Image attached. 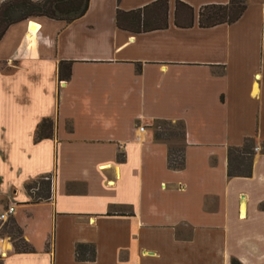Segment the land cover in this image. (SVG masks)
<instances>
[{
	"label": "crops",
	"instance_id": "obj_1",
	"mask_svg": "<svg viewBox=\"0 0 264 264\" xmlns=\"http://www.w3.org/2000/svg\"><path fill=\"white\" fill-rule=\"evenodd\" d=\"M157 1L164 27H117V11ZM228 1L89 0L70 23L6 28L0 214L13 207L30 251L0 237V264H264V0L198 26L203 6ZM59 62H71L68 80ZM44 119L52 137L35 140ZM159 121L184 125L180 170L153 136ZM246 138L250 176L229 177L228 149ZM41 178L49 198L33 202L25 187ZM78 244L93 245L92 261L76 259Z\"/></svg>",
	"mask_w": 264,
	"mask_h": 264
},
{
	"label": "trees",
	"instance_id": "obj_2",
	"mask_svg": "<svg viewBox=\"0 0 264 264\" xmlns=\"http://www.w3.org/2000/svg\"><path fill=\"white\" fill-rule=\"evenodd\" d=\"M89 0H5L0 4V39L6 28L16 22L22 21L29 17H45L53 20L70 23L81 16L87 10ZM181 4L177 3V8ZM187 8V7H186ZM246 8V0H229L226 5H206L198 12L197 23L201 28L214 27L220 24H232L236 22ZM189 11L190 9L187 8ZM166 2L157 1L142 9L133 12L116 13V25L119 28L129 29L131 31H150L164 27L166 25ZM177 24V23H176ZM71 62H59L57 66V78L59 80H68L70 77ZM169 123L167 121H159ZM180 129V138L184 140V125L182 122H175ZM53 134V122L49 119L42 120L37 126L35 132V140L51 138ZM177 133L173 132L171 136ZM156 140L163 142L167 138L161 132L153 134ZM184 147V144H183ZM253 140L246 138L241 147H233L228 149V168L227 175L229 177H248L251 173V162L254 156ZM262 152L264 153V143L262 144ZM233 157V158H232ZM167 165L172 170H180L183 168V148L171 153L167 152ZM47 179V178H46ZM43 180L45 182H41ZM46 186L44 190L36 187L37 184ZM49 179L43 178L26 185L25 190L29 194L33 202L45 200L49 198ZM36 189V192H32ZM7 222V221H6ZM6 222L0 227V231L7 225ZM11 222L17 232L22 246L14 244L13 248L17 252L30 251L29 247L21 238V231L11 219ZM21 247V248H20ZM76 259L79 261H92L94 259L93 245L78 244L75 247ZM231 264H240L236 260H232Z\"/></svg>",
	"mask_w": 264,
	"mask_h": 264
},
{
	"label": "rangeland",
	"instance_id": "obj_3",
	"mask_svg": "<svg viewBox=\"0 0 264 264\" xmlns=\"http://www.w3.org/2000/svg\"><path fill=\"white\" fill-rule=\"evenodd\" d=\"M152 129H153V133L161 132L162 134L165 135V137L167 138L166 143H167L168 149H170L171 153H174L178 149L183 148V141L180 138V129L175 123L169 124V123H163V122H155L152 125ZM173 132H175L177 134L175 136H171V134ZM254 147H255V145L253 144V148L251 150L255 154L256 149ZM258 150L262 152V145H261V148ZM40 181L45 182L43 180H40ZM36 187H38V188L40 187V189H42V190H44L46 188V186H44L43 184H40V183L37 184ZM32 192L33 193L36 192V189L33 190ZM6 225L7 226L0 231V237H7V239L12 243V245L18 244V245L22 246V244L20 243V239H19V233L17 232V230L13 226L10 217L8 218V220L6 222Z\"/></svg>",
	"mask_w": 264,
	"mask_h": 264
},
{
	"label": "built area",
	"instance_id": "obj_4",
	"mask_svg": "<svg viewBox=\"0 0 264 264\" xmlns=\"http://www.w3.org/2000/svg\"><path fill=\"white\" fill-rule=\"evenodd\" d=\"M139 130L142 131L143 130V127H139ZM14 212V209L13 207H8L4 212H2L0 214V223H4L8 220V218L13 214ZM1 227V225H0ZM2 253L0 252V255Z\"/></svg>",
	"mask_w": 264,
	"mask_h": 264
}]
</instances>
